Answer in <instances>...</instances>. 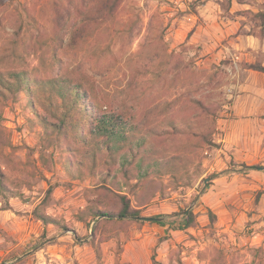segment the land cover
Listing matches in <instances>:
<instances>
[{
    "label": "rangeland",
    "instance_id": "rangeland-1",
    "mask_svg": "<svg viewBox=\"0 0 264 264\" xmlns=\"http://www.w3.org/2000/svg\"><path fill=\"white\" fill-rule=\"evenodd\" d=\"M202 2L124 0L113 18L77 44H65L53 62L54 0H0V73L24 71L44 83L50 77L87 79L106 113L139 126L148 145L171 158L161 174L150 173L141 183L131 180L127 185L122 160L102 151L91 173V164L82 160L90 146L66 157L53 143L54 128L46 130L40 122L56 124L62 114L55 91L32 86L34 109L23 91L3 93L0 264H152V258L161 264H264V121L248 127L244 155L236 159L228 151L219 152L217 142L224 132L221 121L234 117L229 87L238 83L239 72L249 70L246 64L264 66V21L257 17L264 15V0L248 1L257 13H230L231 0L218 2L219 16L239 23L229 37L253 35L259 40L258 51L250 49L242 57L229 40L207 53L209 45L182 27ZM69 22L70 27L73 14ZM37 33L43 40L36 41ZM189 99H201L213 116L190 119L189 113L197 111ZM183 115L185 133L167 134L161 141L154 136L157 130L164 132L170 117ZM208 133L210 145L202 141ZM61 142L78 146L73 138ZM107 175L111 181L103 183ZM107 184L113 192L98 191ZM117 195L130 199L133 208L139 200L141 216H163V223L120 219ZM37 207L58 225L44 226L35 215ZM88 207L114 215L95 236L97 221L77 219ZM183 209L192 210L196 226L174 230L181 219L176 214ZM98 241L101 260L94 251Z\"/></svg>",
    "mask_w": 264,
    "mask_h": 264
},
{
    "label": "trees",
    "instance_id": "trees-1",
    "mask_svg": "<svg viewBox=\"0 0 264 264\" xmlns=\"http://www.w3.org/2000/svg\"><path fill=\"white\" fill-rule=\"evenodd\" d=\"M124 0H54V27L52 30V37L50 41L52 44L53 58L52 61L56 62V53L64 49L66 45H75L79 40L86 37L89 31L97 28L102 23L107 22L109 19L115 16L120 5ZM73 14V24L69 27V21ZM257 17L264 21L263 14H257ZM69 27L70 30L66 32ZM36 41L43 40L42 34H36ZM47 39V36H44ZM66 38L68 40L65 43ZM66 44V45H65ZM246 69L264 73V66L261 64H246ZM85 82H73L65 78L50 77L47 78L44 83L42 80H31L24 71H10L7 75L0 73V95H14L18 92H24L27 97L30 98L32 109L35 104V98L32 97V86H39V88H50L55 91L61 99L62 114L59 116L58 122L47 123L40 121L43 127L47 130L54 128L56 137L54 138V144L61 149V153L66 157H72L77 152V148H84L90 146L91 152H82V160L84 163H90V172L94 173L96 167L97 157L102 151L109 156H113L116 159H121L120 172L127 185L131 180H136L137 183H141L144 179L148 178L150 173L161 174L165 171L166 166L169 164L171 158L166 159L163 151L158 146H149L147 140L144 137V133L141 132V128L137 125H128L122 122L121 118L114 114L106 113L104 104L100 98L95 86L87 79ZM190 105H192L195 112L189 113V118L198 120V118L206 115L213 116V110L205 106L201 99H189ZM187 111V110H186ZM189 119V120H190ZM121 120V121H120ZM184 115L178 119L173 117L167 120L164 132L160 130L155 131L154 136L159 137L160 141L165 137L164 135H177L178 133H185L184 127L188 126ZM128 126V127H126ZM67 138H73L78 146H70L67 143L61 141L67 140ZM211 135L208 133L202 136V141L210 145L208 140ZM92 144V145H91ZM71 152V154H69ZM129 158H128V155ZM72 162L67 160V167L72 168ZM254 169V168H252ZM261 169V168H260ZM107 177V178H106ZM103 179V183L111 181L109 175ZM214 178L217 175L212 176ZM108 185V184H107ZM2 187V182H1ZM106 185L100 186L98 191L113 192ZM50 189L47 192V198L43 201L42 205H45L50 195ZM118 203L120 205L116 216L120 219H132L136 222L143 221H156L154 219L159 218L158 224H162L161 218L163 216H157L153 218H144L141 216L140 201L136 200L138 206L133 208L130 199L125 195H117ZM210 214V219L214 220L215 216ZM37 219L41 221L44 226L55 224L57 222L51 220L45 213L37 207L35 210ZM181 219L175 226L174 230L184 231L196 226L195 216L192 210L183 209L179 214ZM109 217V218H107ZM114 215L106 210H100L96 207H88L81 211L77 219L80 222L85 221L87 218L93 222L97 221L93 233L96 235L99 227L104 222L112 221ZM65 227L66 226H62ZM100 241L94 244L95 255L98 260H101L102 252L100 248ZM152 264H161L152 258Z\"/></svg>",
    "mask_w": 264,
    "mask_h": 264
},
{
    "label": "crops",
    "instance_id": "crops-1",
    "mask_svg": "<svg viewBox=\"0 0 264 264\" xmlns=\"http://www.w3.org/2000/svg\"><path fill=\"white\" fill-rule=\"evenodd\" d=\"M177 1L185 2L186 0ZM202 1L196 7V13L188 18L189 23L187 25L183 23L182 27L189 30L197 42L199 40L204 45H209V47H206L207 53L210 52L208 49H213V46L221 45L223 40H229L227 42L233 46L236 54L241 57L242 55L247 56L249 53L247 51L250 49L258 51L260 43L258 38L253 35L229 37V35L236 32L239 23L225 20V17L219 16L222 10L218 2H222V0ZM248 1L250 0H244L239 4L235 0H231V3L237 6L232 5L229 12L251 11L257 13L258 9L251 7ZM222 53V49L217 51L219 57L223 55ZM239 78L240 80L232 89L235 103L231 111H233L234 117H227L221 121V130L224 132L217 139V142L221 144L218 151L224 154L228 151L235 159L244 155L243 144H247V141L243 137L245 133L251 131V128L249 130L248 127L264 121L260 119V116L264 115V73L245 70V72H239Z\"/></svg>",
    "mask_w": 264,
    "mask_h": 264
},
{
    "label": "built area",
    "instance_id": "built-area-1",
    "mask_svg": "<svg viewBox=\"0 0 264 264\" xmlns=\"http://www.w3.org/2000/svg\"><path fill=\"white\" fill-rule=\"evenodd\" d=\"M232 87H233V85H231V86L229 87L230 89H228V94H229L228 97L231 98V99L233 98V97H232V96H233V94H232V93H233V92H232V91H233V90H232L233 88H232Z\"/></svg>",
    "mask_w": 264,
    "mask_h": 264
},
{
    "label": "water",
    "instance_id": "water-1",
    "mask_svg": "<svg viewBox=\"0 0 264 264\" xmlns=\"http://www.w3.org/2000/svg\"><path fill=\"white\" fill-rule=\"evenodd\" d=\"M261 169H264V168H261ZM154 220L158 221V220H160V219H159V218H157V219H154Z\"/></svg>",
    "mask_w": 264,
    "mask_h": 264
}]
</instances>
